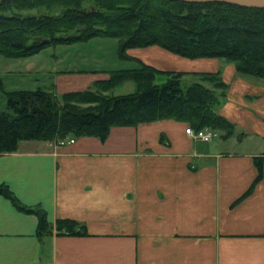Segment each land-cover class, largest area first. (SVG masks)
Here are the masks:
<instances>
[{
	"label": "crops",
	"instance_id": "obj_1",
	"mask_svg": "<svg viewBox=\"0 0 264 264\" xmlns=\"http://www.w3.org/2000/svg\"><path fill=\"white\" fill-rule=\"evenodd\" d=\"M133 48L173 69L147 54L166 51ZM219 63L197 70L220 69L229 83L219 111L245 134L227 137L228 146L194 140L186 121L162 118L113 125L104 139H28L0 153V182L21 203L44 209L53 225L71 217L87 228L39 234L37 214L0 194V264H264V87ZM82 74L71 90L108 76Z\"/></svg>",
	"mask_w": 264,
	"mask_h": 264
},
{
	"label": "trees",
	"instance_id": "obj_2",
	"mask_svg": "<svg viewBox=\"0 0 264 264\" xmlns=\"http://www.w3.org/2000/svg\"><path fill=\"white\" fill-rule=\"evenodd\" d=\"M56 1L60 6H55ZM45 7L40 13L23 8ZM63 8L53 12V8ZM47 9V10H46ZM95 36L117 39L119 58L135 61L130 67L109 70V76L84 89L56 94L51 88L4 90L7 109L0 110V153L14 151L21 140H54L94 135L104 139L113 125L172 118L193 129H218L222 138L245 134L220 113L229 83L217 70L161 69L126 53L132 47L158 45L188 58L220 57L235 72L264 78V7L223 1L184 0H0V54L25 56L56 43L86 41ZM194 77L183 84L182 77ZM135 87L113 93L122 81ZM218 89L219 92H216ZM162 136V134H161ZM240 138V137H239ZM261 175L262 157L254 156ZM0 194L20 210L38 216L39 234L81 235L83 222L58 217L54 225L44 209L21 203L7 184Z\"/></svg>",
	"mask_w": 264,
	"mask_h": 264
},
{
	"label": "rangeland",
	"instance_id": "obj_3",
	"mask_svg": "<svg viewBox=\"0 0 264 264\" xmlns=\"http://www.w3.org/2000/svg\"><path fill=\"white\" fill-rule=\"evenodd\" d=\"M54 5L60 6V2L56 1V4ZM43 9H45V7H41L40 5V8L39 6L23 8L22 12L38 14ZM62 10L63 8L60 7L53 8V12H61ZM117 46L116 38L95 36L86 41L50 44L35 53L25 56L10 57L0 54V78L3 82V88L4 90H12L17 88L29 89L43 86L51 88L56 94L60 95L63 92L68 91L67 89L69 87L80 86L79 76L81 73H83L82 75L86 74V77L91 75L93 77H98L103 74L109 76L110 69L133 66L135 61L119 58ZM151 47H157L167 52L165 54H167L168 57H166L165 54L162 56L160 54L156 55L152 52H147L151 59L160 61L166 68H173L176 70L210 69L209 67L213 65L214 61L218 63L220 61V65L226 62L225 59L220 57H213L214 59H209L210 61H205L206 59L203 58H188L175 54L157 45L141 48L147 51L151 50L147 49ZM125 51L129 55H132V53H142L140 49L133 47L128 48ZM212 60L214 61L211 62ZM193 78L194 77L190 74H185L182 77V83L186 84ZM246 78L257 82L264 87V78ZM134 87L135 84L132 80H125L113 89L112 92L126 93L132 91ZM69 90L71 89L69 88ZM216 92H219L218 89ZM260 96H262V94L256 96L250 95L249 98H259ZM4 109H7L6 100L3 91H0V110ZM187 125L190 124L187 122ZM207 128L217 131V135L212 140H209V142H207L208 144L214 142H220L223 146L229 144V140L231 139L227 140L228 142L224 141L226 138L221 137V133L218 129L211 127ZM200 143L202 144V142ZM243 146L250 148L251 144L250 142H247Z\"/></svg>",
	"mask_w": 264,
	"mask_h": 264
},
{
	"label": "built area",
	"instance_id": "obj_4",
	"mask_svg": "<svg viewBox=\"0 0 264 264\" xmlns=\"http://www.w3.org/2000/svg\"><path fill=\"white\" fill-rule=\"evenodd\" d=\"M185 132L189 134V136L194 140H200V141H209L212 140L216 135L217 131L214 129H209L207 127L195 130L191 126H186ZM61 142L64 141V139L60 140Z\"/></svg>",
	"mask_w": 264,
	"mask_h": 264
},
{
	"label": "water",
	"instance_id": "obj_5",
	"mask_svg": "<svg viewBox=\"0 0 264 264\" xmlns=\"http://www.w3.org/2000/svg\"><path fill=\"white\" fill-rule=\"evenodd\" d=\"M190 2L223 1L247 7H264V0H184Z\"/></svg>",
	"mask_w": 264,
	"mask_h": 264
}]
</instances>
